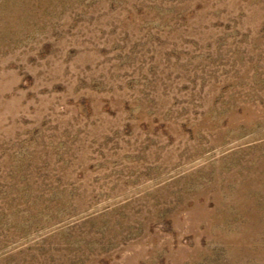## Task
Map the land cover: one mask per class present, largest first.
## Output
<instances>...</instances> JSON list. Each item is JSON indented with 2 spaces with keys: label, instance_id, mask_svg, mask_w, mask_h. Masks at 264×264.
<instances>
[{
  "label": "rangeland",
  "instance_id": "1",
  "mask_svg": "<svg viewBox=\"0 0 264 264\" xmlns=\"http://www.w3.org/2000/svg\"><path fill=\"white\" fill-rule=\"evenodd\" d=\"M0 264H264V0H0Z\"/></svg>",
  "mask_w": 264,
  "mask_h": 264
}]
</instances>
